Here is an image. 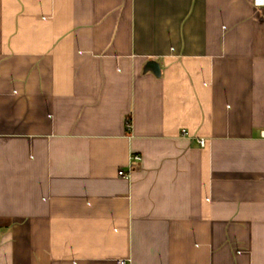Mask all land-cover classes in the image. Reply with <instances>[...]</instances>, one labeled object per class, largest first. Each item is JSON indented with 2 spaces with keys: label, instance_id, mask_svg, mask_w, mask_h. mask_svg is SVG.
<instances>
[{
  "label": "crops",
  "instance_id": "1",
  "mask_svg": "<svg viewBox=\"0 0 264 264\" xmlns=\"http://www.w3.org/2000/svg\"><path fill=\"white\" fill-rule=\"evenodd\" d=\"M263 131L261 0H0V264H264Z\"/></svg>",
  "mask_w": 264,
  "mask_h": 264
},
{
  "label": "built area",
  "instance_id": "2",
  "mask_svg": "<svg viewBox=\"0 0 264 264\" xmlns=\"http://www.w3.org/2000/svg\"><path fill=\"white\" fill-rule=\"evenodd\" d=\"M263 137H264V131L262 132ZM200 144L201 146L205 147L206 145V141L204 139H200ZM141 157L140 156H134L132 157V161H140ZM119 175L122 177H128V174H126L124 171H120ZM131 263V259H120L118 260V264H130Z\"/></svg>",
  "mask_w": 264,
  "mask_h": 264
},
{
  "label": "water",
  "instance_id": "3",
  "mask_svg": "<svg viewBox=\"0 0 264 264\" xmlns=\"http://www.w3.org/2000/svg\"><path fill=\"white\" fill-rule=\"evenodd\" d=\"M145 70H152L153 72L157 73L160 72V69L156 63H149Z\"/></svg>",
  "mask_w": 264,
  "mask_h": 264
},
{
  "label": "snow or ice",
  "instance_id": "4",
  "mask_svg": "<svg viewBox=\"0 0 264 264\" xmlns=\"http://www.w3.org/2000/svg\"><path fill=\"white\" fill-rule=\"evenodd\" d=\"M261 2H264V0H261Z\"/></svg>",
  "mask_w": 264,
  "mask_h": 264
},
{
  "label": "trees",
  "instance_id": "5",
  "mask_svg": "<svg viewBox=\"0 0 264 264\" xmlns=\"http://www.w3.org/2000/svg\"><path fill=\"white\" fill-rule=\"evenodd\" d=\"M128 123L130 124V121Z\"/></svg>",
  "mask_w": 264,
  "mask_h": 264
}]
</instances>
